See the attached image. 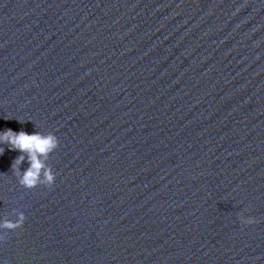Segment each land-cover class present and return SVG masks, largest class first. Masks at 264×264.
<instances>
[{
	"label": "water",
	"instance_id": "95a60500",
	"mask_svg": "<svg viewBox=\"0 0 264 264\" xmlns=\"http://www.w3.org/2000/svg\"><path fill=\"white\" fill-rule=\"evenodd\" d=\"M0 264H264V0H0Z\"/></svg>",
	"mask_w": 264,
	"mask_h": 264
}]
</instances>
